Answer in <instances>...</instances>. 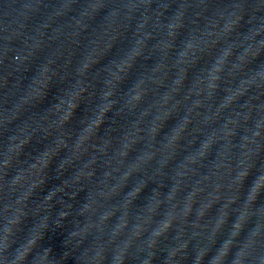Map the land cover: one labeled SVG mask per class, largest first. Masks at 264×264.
<instances>
[{
  "label": "water",
  "instance_id": "95a60500",
  "mask_svg": "<svg viewBox=\"0 0 264 264\" xmlns=\"http://www.w3.org/2000/svg\"><path fill=\"white\" fill-rule=\"evenodd\" d=\"M0 264H264V0H0Z\"/></svg>",
  "mask_w": 264,
  "mask_h": 264
}]
</instances>
